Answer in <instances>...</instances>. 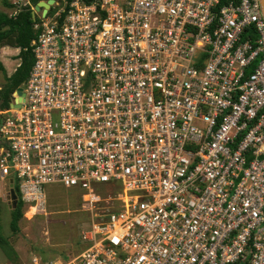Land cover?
Listing matches in <instances>:
<instances>
[{
  "label": "built area",
  "instance_id": "1",
  "mask_svg": "<svg viewBox=\"0 0 264 264\" xmlns=\"http://www.w3.org/2000/svg\"><path fill=\"white\" fill-rule=\"evenodd\" d=\"M64 2L0 112V179L89 214L77 255L32 264H264L260 0Z\"/></svg>",
  "mask_w": 264,
  "mask_h": 264
},
{
  "label": "rangeland",
  "instance_id": "2",
  "mask_svg": "<svg viewBox=\"0 0 264 264\" xmlns=\"http://www.w3.org/2000/svg\"><path fill=\"white\" fill-rule=\"evenodd\" d=\"M3 1L14 6L9 10L4 8ZM42 1V0H41ZM46 1V0H43ZM55 10L65 6L64 0H55ZM28 4V0H0L1 11L7 15ZM4 8V9H3ZM39 19L40 13L36 14ZM13 40L6 42L0 48L11 47ZM14 49L0 51V61L6 73L18 61ZM5 75L0 72V87H5ZM1 112V110H0ZM98 187V186H97ZM9 181L0 179V232L8 239L15 255L8 257L0 249V264H32L34 256L46 259H67L74 257L82 249L79 241L81 231L87 226L88 205L85 194L76 189H66L60 186H46L40 193L22 199V218L18 222L19 232L13 234L9 228L10 211ZM106 198V196H105ZM101 206L111 208L115 202L105 199Z\"/></svg>",
  "mask_w": 264,
  "mask_h": 264
},
{
  "label": "trees",
  "instance_id": "3",
  "mask_svg": "<svg viewBox=\"0 0 264 264\" xmlns=\"http://www.w3.org/2000/svg\"><path fill=\"white\" fill-rule=\"evenodd\" d=\"M40 0H28V4L20 9L15 10V13L11 16L0 12V46L6 42L13 40L12 48H18L20 63L16 70L9 76L6 77V85L3 89H0V110L8 108L11 94L15 91L18 86L27 79L30 69L33 65V53L31 52L30 41L36 39V32L33 26L39 21L37 17L32 19L31 7H33ZM71 0H66L70 2ZM88 2L91 0H82ZM3 5L6 8H14L13 5L3 1ZM55 9H50L49 14H52ZM253 67L247 69L251 70ZM0 72L5 74V70L0 62ZM13 189L17 196L16 207L10 211L9 228L10 231L15 235L19 232L18 222L22 218V198L19 192V186L17 180L13 181ZM0 249L2 252L11 257L15 255L8 239H6L0 232Z\"/></svg>",
  "mask_w": 264,
  "mask_h": 264
},
{
  "label": "water",
  "instance_id": "4",
  "mask_svg": "<svg viewBox=\"0 0 264 264\" xmlns=\"http://www.w3.org/2000/svg\"><path fill=\"white\" fill-rule=\"evenodd\" d=\"M55 3V0H46V1H39L37 2L33 9H32V12H31V16L32 18L34 19V17L36 16V14L40 13L41 17L44 18L47 13L49 12V10L51 9V7L53 6V4ZM260 7H261V11H262V14H263V17H264V0H260ZM16 96H18L19 98L20 97H23V93H22V89L20 87H18L16 89ZM17 106V105H15ZM9 200H10V203H11V207L12 208H15L16 207V203H17V196H16V193L13 189V184L12 182L10 181L9 182Z\"/></svg>",
  "mask_w": 264,
  "mask_h": 264
},
{
  "label": "crops",
  "instance_id": "5",
  "mask_svg": "<svg viewBox=\"0 0 264 264\" xmlns=\"http://www.w3.org/2000/svg\"><path fill=\"white\" fill-rule=\"evenodd\" d=\"M66 1V0H65ZM55 4H56V1H55ZM34 7V6H33ZM33 7H31V9H33ZM4 8H5V6H4ZM3 8V9H4ZM56 8V7H55ZM53 6L51 7V9H55ZM6 9H9V10H11V9H13V8H6ZM50 11V10H49ZM0 12H2V13H5V11H1V8H0ZM15 13V12H14ZM49 13V12H48ZM48 13H47V15H48ZM6 14V13H5ZM7 15V14H6ZM11 15H13V14H11ZM11 15H8V16H11ZM46 15V16H47ZM45 16V17H46ZM39 18H42L41 17V15L39 16ZM7 48H9V49H14V51H15V54L14 55H17L18 53H19V50L18 49H15V48H12V47H5V48H0V51L2 50V49H4V50H6ZM18 59V61L16 62V64H15V67H14V64L13 63H10L9 61H8V64H10L11 66H12V70H10V72H8V73H6V69L4 68V70H5V79H6V77H9L15 70H16V68L18 67V65H19V63H20V60H19V58H17ZM1 62V61H0ZM1 64H2V62H1ZM29 75V74H28ZM10 105H11V103L8 105V108L10 107ZM15 106V105H14ZM8 108H5V110L6 109H8ZM4 110V109H3ZM105 189V190H108L109 189V187L108 186H100V189ZM113 194H107V196H109V198H111V197H114L116 194L114 193V192H112ZM111 201H113V202H115L112 198H111ZM115 206H116V204H115ZM115 206H113V207H115ZM87 220H88V216H87ZM81 240V235H79V241ZM34 257H39V258H41V259H44V260H51V259H46L45 257H43V256H34ZM57 260H59V259H57ZM31 262H32V260H31Z\"/></svg>",
  "mask_w": 264,
  "mask_h": 264
},
{
  "label": "flooded vegetation",
  "instance_id": "6",
  "mask_svg": "<svg viewBox=\"0 0 264 264\" xmlns=\"http://www.w3.org/2000/svg\"><path fill=\"white\" fill-rule=\"evenodd\" d=\"M31 10H32V9H31ZM35 17H37V16H35ZM35 17H34V19H35ZM32 19H33V18H32ZM34 40H35V39H32V40L30 41L31 52H32V44H33ZM15 49H18V48H15ZM18 50H19V49H18ZM19 51H20V50H19ZM18 55H19V53H18ZM18 55H17V58H18ZM19 60H20V59H19ZM22 84H23V83H22ZM22 84H21V85H22ZM18 87H21V86H18ZM18 87H17V88H18ZM3 88H4V87H0V89H3ZM17 88H16V89H17ZM16 89H15V91H14V92L11 94V96H10L9 104L11 103V100H12V98H13L15 92H16ZM9 104H8V105H9ZM4 110H5V109H4ZM4 110H1V111H4Z\"/></svg>",
  "mask_w": 264,
  "mask_h": 264
}]
</instances>
